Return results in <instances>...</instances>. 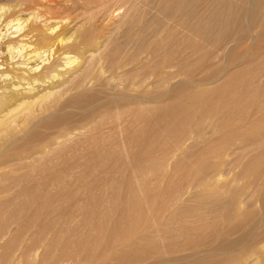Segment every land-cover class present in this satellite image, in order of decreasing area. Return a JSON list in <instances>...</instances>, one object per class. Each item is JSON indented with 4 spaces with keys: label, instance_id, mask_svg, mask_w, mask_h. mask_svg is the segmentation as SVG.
<instances>
[{
    "label": "bare ground",
    "instance_id": "bare-ground-1",
    "mask_svg": "<svg viewBox=\"0 0 264 264\" xmlns=\"http://www.w3.org/2000/svg\"><path fill=\"white\" fill-rule=\"evenodd\" d=\"M120 1L121 0H95L94 3L96 6L94 7V10H91L89 16L84 21V24L80 23V25L83 24L81 27L80 25H77L79 29L77 28L78 30L74 33L72 31V35L69 38H66L64 32L59 33V27L50 28L47 33H42L43 30L34 33V31L31 32L32 29H35L32 27L30 31L22 32L25 28V26L22 25L25 22H22L21 20H17L16 23L10 21L6 25L7 28H13L15 34L20 33V35L16 38V42L11 44L8 42V45H6L5 48L7 49V54L9 56V60H7L10 61V66L8 65L9 69L7 70L5 68L6 70L1 72V68L3 67H1L0 64V264H97V262L112 256L118 247H128L131 244V240H135V243L133 244L136 248L142 249L144 254H146L143 260L139 261L137 264H264V133L260 136L254 137L248 146L237 151V153L239 152L238 155L236 151L233 154L225 153V156L237 155L234 161H231L230 165H234V168L239 171L237 173H235L236 171L226 173L220 168L223 166L225 167V164L221 165L219 163L217 193L206 191L204 188L206 179H197V177H195L194 182L188 181V184H184L181 189L179 188L180 190L178 189L179 191L168 195L166 194L167 196L163 195V198L160 200L156 197L157 195L147 198L145 197L146 192H144V190L141 191L142 193L144 192L141 194L142 197L136 196L131 199L136 203L134 206L140 213V215L137 216L139 218H137L136 221L133 220L131 215H129L130 209L125 210L123 217L124 221L126 220L132 222L131 224H137L136 229L134 228L135 232L133 236L130 238L129 232H126L127 238H125L123 243H120L119 245H116V241L111 239L107 243L99 241V245L97 244V241L94 240L96 244L93 243L95 246L98 245L97 248H101L102 253L99 256H96V254H92V252L88 251L90 254L88 255V258L84 259V261L80 258L82 251H77L81 246H75L76 254H73V246L69 243L70 241L68 239H66L68 241H64L65 236H71L73 229L72 231L69 230L70 227L68 221H66L69 214L64 213L65 210L63 211V209L65 206L67 207L74 198L76 199L75 196H77L73 189L76 185L70 184V181L67 182V180L74 178L78 172H80V175H83L85 172L87 174L88 172L87 170H84L85 167L81 164V168L85 171L84 172L81 169V171H83V174H81L82 172L80 170L77 171L80 164L78 165L76 163L79 162V160L84 164L88 162L91 163L92 161L97 160L96 158L104 157L105 159L113 157L116 160L119 156L117 153H108V146L110 144L108 145L107 143L109 138L105 134L106 123L104 119L89 124L86 123L89 122L90 119L86 123L84 122L86 119L85 116L88 115L91 119L94 118L95 116L91 117V115L99 109V107L103 106V98H101L103 95L106 94L107 97H109V94H112V92L119 91L118 93L120 94L123 90H128L127 92L131 91V93H138L139 90L135 88L139 87L141 84L145 83L147 88L146 84H150L151 81L156 82V80H167L170 82L171 79L182 76L187 78V81L190 82L194 76V72H196L193 69L195 66L199 68L198 66L200 65L204 68L205 63L216 61L219 58V54H222V52L228 49V47H230L229 45H231V47L232 45L234 46L232 48L233 51L235 50L234 48H243V44L247 45L249 42L246 50L253 51V48H255L254 52H256L263 44L259 43L257 45L255 44L256 46L253 45L255 39L257 40V37L253 32H264V0H144L143 3L141 2L142 0H130V2L127 1L124 2V4ZM128 3L132 4V7L136 8V11L139 9L143 10L142 8H144V10L141 14H138V17L134 19L130 17V19L133 20L131 21L129 19L130 23H127L128 26L126 25L127 27L125 29L121 28L123 31L116 30L118 31V34L113 33L114 30L111 32L110 38L106 40H113L115 36L111 37V35L114 34L116 35V38L120 35V37L118 36L119 38L115 40L116 42L119 39H122V42L119 41V44L117 45L113 40L115 43V47L113 46L112 49L113 51L108 48L111 47L110 45L107 46L111 53L107 54V49L105 48L101 50H106V53L103 51L99 52V49L101 48L100 45L104 43L107 45L109 44V41L103 42L100 40L99 35L101 29L98 26V19L106 17L110 19L108 16H110L109 14H112L111 11L115 9L114 6L119 10L118 14H121L123 8ZM128 8H126V10ZM126 12H130V10L128 9ZM123 14L124 16L125 14L128 15L127 13ZM135 14L136 13L132 15ZM124 19L127 21L128 18L125 17L122 21ZM124 22H122V24ZM122 24L120 23L121 27H125V24H123V26ZM45 27L47 26L45 25ZM102 27L105 28L103 25ZM113 27L114 26H112V28ZM117 28L118 26H116V29ZM109 30L110 28L108 31H105L110 33ZM262 36L263 35L259 36V38ZM103 37L105 36L103 35ZM261 39L259 40L262 41ZM32 40H34L33 42L35 43H32ZM112 43L110 42V44ZM93 46L95 49L97 48L96 50L93 48V50L96 51V54L91 53L90 48ZM47 52L49 55H46ZM239 53L241 54V52ZM246 53L247 51L244 55L241 54L240 59L242 58L244 60L245 57H249L250 53ZM1 54L2 53H0V55ZM194 56L195 59H193ZM229 56L230 55L227 54L226 59H228ZM257 56H252L251 54L248 63L252 64L259 61ZM233 59L235 60V58ZM237 61L239 63V60ZM2 62L4 64L6 63L4 61ZM31 64H33V66H31ZM239 64L238 66H240ZM235 66L238 67L237 65ZM175 67H179V69L181 68L183 70L176 74H168V69H175ZM244 73L246 74V72ZM248 74L249 73H247V75ZM252 74V78L248 83L250 86L253 87V84L260 80V83L263 82L264 71L254 72ZM149 87H151V85L148 86V89ZM187 90L189 92V89ZM197 90L195 88V91ZM254 90H256V88H253L252 92ZM247 91L248 89H246V94H248ZM198 92H192V96L190 93V95H188V100L195 101L193 104H196L195 99H197V101L201 100L202 103L203 97H206V95L211 93L208 90H203L200 93ZM235 92L237 93V91ZM248 92L250 94V91ZM125 93H122L121 95ZM170 94L168 93V95ZM253 94L256 95V91ZM125 95H129V93ZM138 95L141 96L145 94L140 93ZM255 95H253V98ZM135 96L136 95H134V97ZM145 96L139 98L142 99V97L145 98ZM161 96L163 95L161 94ZM248 96L246 95V97ZM251 97L249 96L248 98ZM121 98L124 99L125 97ZM130 98L131 96L129 99ZM105 101L106 104L110 103L107 102V100ZM114 103H116V101ZM131 105L132 104H130V106ZM133 106H135V103ZM187 106H190V111L194 107L189 104ZM180 107L183 108L184 105H180ZM103 112L105 111L103 110ZM108 112H110V110H108ZM253 112L257 114L260 111ZM253 112L250 111L247 113V121L250 120ZM79 113H81V115ZM94 114H97V111ZM101 117H104V115ZM101 117L100 115L99 117L97 115V118ZM118 117L114 119L118 120ZM129 124H127V126ZM242 124L243 123L239 121L235 126L240 128V132L243 130L241 127ZM251 126L254 127L255 125L252 124ZM123 128H125V126ZM30 131L32 132L29 133ZM124 131L125 130L122 132ZM242 137L243 136L238 133L235 144L242 143ZM154 138H156V136H154ZM150 141L154 143L153 140ZM91 144L95 146L98 144L97 149L94 152H90V149L93 147ZM153 145L150 146L153 147ZM4 147L5 150L3 149ZM150 148L148 146V150H144L141 153L140 158L149 164L158 163V160L162 158L154 159L152 153L155 151L150 150ZM123 151L126 150L124 149ZM250 151H257V154L255 157H252V159H246L245 155L251 153ZM34 153H40L37 156H40L41 159L46 162L42 164L41 161H39L40 157L37 158V156H34ZM127 154L131 155L130 151L129 153L126 152L125 156L126 158L130 157ZM29 160H31V163L28 162ZM58 160L62 161L61 165H59L60 162L59 164H56L55 161ZM132 162H136V160H132ZM132 162L130 161V163ZM144 162H140L139 164H144ZM132 164L134 165L135 163ZM11 166H13V168L16 167V171H19V174H13L16 171L14 168L13 170L15 172H12V169H10ZM102 166L103 165L100 167ZM91 167L87 169H91ZM123 167L121 166L120 169L122 170ZM7 169L12 173H7ZM150 169V173H152L153 167ZM156 169L157 166L154 167L153 170L155 171ZM104 170V173L100 172V174H105L106 170L109 169L106 168ZM121 170L118 171L122 173ZM157 170V173L159 174L160 170ZM118 171L117 174H119ZM111 173L112 172L108 173V176L109 174L111 175ZM153 173L156 174L155 172ZM89 174L92 175L91 172ZM100 174L98 172V175ZM117 174L111 176L116 177ZM154 174H152V177ZM93 175L95 178L99 177L98 175L95 176L94 173ZM49 176L57 177L60 182H57L56 185H47L48 183L46 182L52 181L49 179ZM128 176L129 175H127V177ZM162 176L159 177V179L162 178L160 181H163L164 179V176ZM46 177H48L49 181L46 179L45 182L43 179ZM209 177L208 179L211 180L214 178L213 176ZM99 179L101 178L99 177ZM104 179L105 181L109 180L106 178ZM104 179L102 178L101 180ZM25 180H29V182L27 183ZM80 180L82 179L80 178ZM140 180H138V182ZM94 181L96 182L95 179ZM126 181L124 183H126ZM142 181L144 182L145 180L142 179ZM41 182L43 184H41ZM95 182L91 181V184ZM143 182L139 184L138 190L140 188L143 189V186L146 187V181ZM106 183H108V181ZM112 183L113 181L110 184L108 183L109 186L112 185ZM116 184L114 185L113 183L114 186H116ZM85 185L87 187V184ZM89 185L90 184L88 183V187ZM121 185L123 186L122 182L120 183V186ZM109 186H107V190L110 188ZM128 186H130V184H128ZM90 187H94V184L93 186L90 185ZM97 187H99V183ZM101 187V189L104 188L103 186ZM65 188H67L69 193L61 194V191L64 192L65 190L63 189ZM77 188L79 189L80 187ZM120 188L119 192L121 193L124 188L122 190ZM78 189L77 191H79ZM52 190H55L54 193L51 192ZM95 190L98 189L96 188ZM104 190L107 191L106 188ZM116 190L117 189H114L115 192H118V190ZM85 191L89 192L91 190ZM112 191V195H115ZM119 192L117 193L118 195ZM131 192L134 191L131 190ZM84 193H82V195ZM97 193H95V195ZM111 193L109 198L111 197ZM105 194L107 193L105 192L103 194V198L101 197L102 200L99 199V201L97 200L98 202L96 201V211H99L101 207L103 208L102 205L104 203H109V200H106L107 198H105ZM188 195L192 200L195 202L197 201L196 205L190 206L186 203L185 198ZM119 197L121 198V194L118 198ZM92 199L95 200L94 198H91V201ZM112 199L113 198H111L110 201ZM126 199L128 200V198ZM77 202V205L84 204L82 201V203L78 200ZM114 202H117L116 199H114ZM77 205H75V207ZM106 212L109 217L110 213H108V210ZM101 216V218H104L103 215ZM76 217L78 218L79 216L76 215ZM95 218L93 219L95 220ZM101 218L99 220H101ZM68 219H73V217H69ZM73 221L74 220H72V222ZM102 223L103 219L101 221V224ZM65 224H67L68 227ZM78 225L82 224L79 222ZM79 227V229H81V226ZM102 229L99 230L102 231ZM105 231H107V228ZM103 233L105 234L104 230ZM94 234H90L88 238L90 240L94 239ZM76 237L77 236H75V238ZM101 239L103 241L105 237H102ZM84 244L86 245V243ZM100 244L102 245L100 246Z\"/></svg>",
    "mask_w": 264,
    "mask_h": 264
},
{
    "label": "rangeland",
    "instance_id": "rangeland-1",
    "mask_svg": "<svg viewBox=\"0 0 264 264\" xmlns=\"http://www.w3.org/2000/svg\"><path fill=\"white\" fill-rule=\"evenodd\" d=\"M121 1H122V4H124V2H127V1L130 2V0H121ZM94 2H95V0H0V53L3 54V55L1 54L2 56L0 55V64H1V67L4 68V69L1 68V72L2 71L4 72V70H6V69L8 70L9 69L8 65L10 66V61H8L9 56L7 54V49H5L6 45H8V42H10L9 44L16 42L17 41L16 38L20 35V33H16V34H18V35H16L13 31L14 30L13 28L12 29H11V27L7 28L6 25L8 22L11 21V22L16 23L17 20H21L22 22H25L22 25V26H25V28L22 30V32H24V31L27 32L28 30L30 31L32 28H35V29H32L31 32L34 31V33H38V32H41L43 30L42 33H47L50 28L59 27V30H60L59 33L64 32L65 33L64 35H66V38H69L72 35V31H73V33L75 31H77L79 29L78 26L80 25V23L84 24V21L89 16L91 10H94V7L96 6ZM141 2L143 3L144 0H142ZM122 4H119V5H122ZM128 4L125 5V7L122 10L123 12L121 14L120 13L118 14L119 10H117L116 6H114V8L116 10L114 9L111 11L112 14H109L110 16H108L110 19H108L107 17L98 19V21H97L98 26L101 29L100 35H99V38L101 41L108 42L109 40H106V39L110 38V34H111V32H113V30H114L113 33H117V34H118V31H116V30L123 31L122 29H125L128 26L127 23H130L129 22L131 20L130 17H132L134 19V18L138 17V14L139 13L141 14L142 11L144 10V8H142L143 10L139 9L141 12L139 10H138L139 11L138 12L135 10L136 8L132 7V4H130V3H128ZM140 5H142V4H140ZM126 6H128V7L131 6L132 8L131 7L128 8ZM126 8H128L130 10V12H126L128 10V9L126 10ZM133 9L135 10V12ZM86 13H88V14H86ZM123 13H127L128 15H130V14L132 15L134 13H136V14L132 15V16L131 15L128 16L125 14V16H124ZM1 16H3V17H1ZM121 17H122V19L125 17L128 18L127 19L128 22L126 21V19H124L122 21ZM100 19H103V20H100ZM121 21L122 22L126 21L123 23V24H125V27L123 26ZM113 23L117 24V25H114ZM120 23L122 24L123 27H121ZM83 24H81V25H83ZM110 24L114 27L112 28V26ZM45 25L47 27H45ZM81 25H80V27H81ZM102 25L105 26L106 29L103 28ZM119 25H120V28H119ZM116 26H118L119 29L118 28L116 29ZM109 28H110V30L112 28L111 31L109 30L110 33L106 32V31H108ZM36 29H38V30H36ZM101 32H103V33H101ZM258 32L259 31L253 32V34L257 37V40L255 39L253 45L256 46L259 43H263V44H262L261 48L258 49L256 52H254L255 48H253V51L250 50L252 53L250 51L246 50L249 42L247 45L243 44V48H240V47H239V49L234 48L235 50H233V51H232V48L234 46L232 45V47H231V45H229L230 47H228V49H226L224 52H222V54H224V55L218 53L219 58L221 56H223L220 59L218 58L214 62L209 61V62L205 63L204 68L201 67L200 65L198 66L199 68H197V66H195V68H193V69L196 72H194V76L192 77V80L190 82L187 81V78L182 76V77L173 78V79H171L170 82H168L167 80H161V81L156 80V82L151 81L150 84L149 83L146 84L147 88L145 86V83L141 84V85H139V87L135 88V89L139 90L138 93L135 92L136 94L134 92L131 93V91L127 92L128 90L127 91L123 90V91H121L120 94L118 93L119 91L118 92H112V94H109V97H107L106 94H105L106 96L103 95L102 97L100 95V97L103 98L102 99L103 101L107 100V102H110V103L106 104V101L103 102L101 100L103 106L99 107V109L96 110L97 114H94V113H96V111H95L91 115V117H93V116H95V117L91 119L87 115V116H85L86 119L84 122L86 123L90 119L89 122L86 123V124H89V123L98 122L99 120L104 119L105 123H106L105 134L109 138L107 143H108V145L110 144L109 146L112 145L111 147L108 146V153H111V152L115 153V154L117 153V154H119V156L116 160L113 157H111L109 159H107V158L105 159V157L104 158H96L98 161L103 162V163H100L97 160H94L91 163L88 162L89 165H88V163H85L86 164L85 165L83 162H81V160H79V162H77V163L75 162L78 165L83 164L85 167V168L83 167L84 170L85 171L87 170L88 172L86 174V172L81 168L82 165L81 166L79 165V168L77 171H79V170L81 171V169H82L85 172L84 173L85 175H84L83 171H81L82 172L81 174H83L84 177H83V175H80V172H78L76 174L77 177L75 176L74 178L67 180V182L70 181V184L76 185L75 188H73V189H74L75 195H77V196H75L76 199L74 198L75 200L73 199V201L67 207L65 206L63 209V211L65 210L64 213H68L69 217H71V218L73 217V219L69 220L68 219L69 217L67 216L68 218L66 220V221H68V225L71 228V229L69 228V230L72 231V229H73V233L71 234V236H67V237L65 236V238H64V241L69 240L70 241L69 243L71 244V246H73V248H72L73 254H76L75 246L80 245L81 247H80V249H77V251L78 250L80 252L82 251L80 258H81V260L84 261L85 258H88V255L90 254L89 252H92V254H96V256H99L102 253L101 248L100 247L97 248V246L99 245V241L102 243H107L111 239L113 241H116V243H117L116 245H119L120 243H123L125 238H127L128 232H129V236L131 238L135 232L137 224H131L132 222H128L126 220L124 221L123 220L124 212L126 209H130L129 215H131L133 220L136 221V219L139 218L137 216L140 215V213L137 211V208L134 206V204H136V203H134L131 199H133L136 196L142 197L141 194H143L144 192H146L145 197L148 198V197H151L153 195H157L156 197H158L160 200L163 198V195L167 196L168 194L179 191L184 184L185 185L188 184V181L194 182L195 177H197V179H199V178H201V179L205 178L206 179V184L204 187L206 191L217 193L218 192V178H217L218 177V164L219 163L221 165L225 164V167L223 166L220 168H222L223 171L226 173H228L230 171H232V172L236 171L235 173H237L239 171L238 169L234 168L235 167L234 165L233 166L230 165L231 161L232 160L234 161L235 157L238 155L239 152L237 153V151L244 149L245 146H248L249 143H251V141L253 140L254 137L260 136L264 133V127H263V125H264V79H263V82H261V83H260L261 80L259 82H255L256 84L254 83L255 85L253 84V87L248 84L249 80H251V78H252V76H251V75H253L252 73L264 71V60H263L264 59V57H263L264 56V38H263L264 32H261V33H258ZM67 35H69V36H67ZM103 35L107 38L103 37ZM258 35L259 36L263 35V36L259 38ZM113 36H115L113 39L114 41L120 37V35H118L119 37L117 36V38H116L115 34L111 35V37H113ZM11 38H13V39H11ZM103 38H105V39L102 40ZM258 38L259 39L263 38V39H261L262 41H260ZM34 40H32V43H35V42H33ZM113 40H110L109 44L106 43L107 45H105V43L101 44L102 46L100 45L101 48L99 49V52L103 51L101 49L105 48V49H107V54L111 53V51H113L112 49H113V46L115 44ZM121 40L122 39H119L117 42L115 41L116 45L119 44V41L122 42ZM112 41H113V43H112ZM110 42L113 45L110 44ZM109 45L111 47H108V48H110L111 51L107 48V46H109ZM104 46H106V47H104ZM241 47H242V45H241ZM93 48L95 49L94 46L90 48L91 53L96 54L95 50L97 48L95 50H93ZM229 48H230V51H229ZM244 48H245V50H244ZM3 49H5V50H3ZM5 51H6V53H5ZM246 51H247L246 54L250 53L249 57L251 54H252V56L258 55L257 57L259 58L258 59L259 61H256V62L251 64V63H248V61L250 59L249 57H245V59H244L245 61L242 58L240 59V55L241 54L244 55V53ZM99 52H97V53H99ZM103 52L106 53V50ZM239 52H241V54ZM227 54L230 55L228 59H226ZM46 55H49V53L47 52ZM233 58H235V60ZM193 59H195V56L193 57ZM237 60H239L240 64L238 63ZM2 61L6 62V63L4 64ZM238 64L241 67L238 66ZM235 65H237L238 67H236ZM245 65H246V67H245ZM31 66H33V64H31ZM178 69H179V67L178 68L175 67V69L174 68L168 69V72H169L168 74H171V75H172V73L176 74L177 72L179 73L180 71L183 70L181 68L179 70ZM248 69L251 71V74H250V71ZM244 72H246V74ZM247 73H249L248 74L249 76L247 75ZM243 76H245V77H243ZM240 80L243 82V84ZM111 82H114V81H111ZM115 82H117V81H115ZM152 82H154L155 84ZM192 83H195V84H192ZM187 84H189V85H187ZM149 85H151V87H149V89H148ZM194 85H196V86H194ZM231 86L233 87V89ZM249 86H250V88H249ZM195 88H196V90L197 89H200V90L195 91ZM251 88L252 89L256 88V90H254L252 92ZM187 89H189V92ZM238 89L239 90L242 89V90L240 92H238L239 91ZM246 89H248V91H250V94L248 91H247L248 94L245 93ZM186 90H187V92H186ZM203 90H205V91L208 90L211 92V93H209L210 95L208 94V95H206V97H203V100H202L203 104L201 103V100L197 101V99H195L196 100V104L194 103L195 105L193 104V102H195L194 100L193 101L192 100L190 101V99L188 100V95L191 94V96H192L193 93H196L198 91H199L198 93H200ZM181 91H182V93H181ZM235 91H237V93ZM255 91H256V95L253 94ZM139 92L141 94H145L146 96L141 95V96H145V98L142 97V99H140L141 96L138 95V94H140ZM108 93H110V92H108ZM122 93H125V94L129 93V95H125V94L121 95ZM168 93L169 94L171 93V94L168 95ZM235 93L237 96L235 95ZM244 93H245V95H244ZM132 94H134L136 96L134 97V95H132ZM153 94H154L155 98L153 97ZM161 94L163 96H161ZM252 94L255 95L254 98H253ZM246 95L247 96L249 95L250 97L251 96L252 97L248 98L249 96L246 97ZM130 96H131V98L129 99ZM115 97H116V99H115ZM118 97H120V98H118ZM121 97H123V98L125 97L124 98L125 100L122 99ZM134 99H136V100H134ZM137 100H139V101H137ZM115 101H116V103H114ZM123 101H125V102H123ZM120 102H123L124 104L120 103ZM146 102L149 104H147ZM187 102L192 107L194 106L191 111L189 109L190 106L189 107L187 106L188 105ZM134 103H135V106H133ZM114 104H116V105H114ZM130 104H132V105L130 106ZM113 105H114V107H113ZM180 105H184V107L181 108ZM106 106H107L108 110H110V112H108ZM116 106H117V108H116ZM185 106H186V109H185ZM177 107H178V109H177ZM201 107H202V109H201ZM115 108H116V110H115ZM103 110L106 113L103 112ZM250 111H252V112L253 111H260V112L257 113L258 115L253 112L250 120L247 121L246 120V118L248 119L247 113ZM79 114L81 115V113H79ZM97 115H98V117H99V115H100V117L104 115V117L97 118ZM225 115H226V117H225ZM117 117H118V120L114 119ZM136 118L138 119V121ZM134 119H135V121H134ZM217 121H218V126H217ZM239 121L243 123L241 125V127L243 128L244 131L242 130L240 132L239 131L240 128L235 127L236 123ZM211 122H213V123H211ZM141 123H142V126H141ZM251 123L254 124L255 126L254 127L251 126L252 125ZM127 124H129V125L127 126ZM124 126H125V128H123ZM137 126L139 129L137 128ZM123 130H125V131L122 132ZM127 130H129V131H127ZM67 131H65V132H67ZM133 131H135V132H133ZM31 132L32 131H30L29 133H31ZM68 132H70V131H68ZM238 133H240V135L243 136L242 137L243 141L240 144H235L237 141L236 138H237ZM110 134H112V135H110ZM123 134H125V135H123ZM153 135L156 136V138H154ZM181 139H182V141H181ZM150 140H153L154 143H152V141H150ZM149 141L151 142V144ZM126 142H128V143H126ZM98 144L96 146L91 144V146H93V147L90 149V152H94L97 149ZM126 144H127V146H126ZM149 144L150 145L154 144V145L152 147ZM148 146H149V148L151 147L150 150L155 151L152 153V156L154 157V159L162 158V159H160L161 161L158 160L159 161L158 163L149 164L146 161H145L146 162L145 163L140 158L141 153L144 150H148ZM193 146H195V147H193ZM5 147L3 148L4 150H5ZM111 149L112 150L114 149V150L112 151ZM124 149L126 151H123ZM133 149H134V151H133ZM129 151H130L131 155L127 154L130 156V157H127L128 158L127 159L125 156H126V152L129 153ZM235 151H236L237 155L234 154L235 156L234 155H232V156L226 155L225 156V153L233 154V153H235ZM38 154H40V153H37V154L34 153V156H37ZM256 154H257V151L256 152L253 151L251 153H247V155H245V156H246V159H252V157H255ZM38 157H40V156H37V158ZM34 158L37 159L36 157H34ZM125 158H126V161H125ZM139 158H140V162H142V163L144 162V164H142V163L139 164L140 163ZM40 159H41V157H40ZM40 159H39V161H41L42 164H44V162H46L43 159H41V160ZM112 159H114L115 161ZM132 160L133 161L136 160V162H132ZM105 161H106V163H105ZM116 161H117V163H116ZM130 161L132 163H135L136 165L135 164L133 165L132 163H130ZM28 162L31 163V160H29ZM55 162H56V164L57 163L59 164V162H60L59 165L62 164V161H59V160L55 161ZM91 164H92V167H94V166L95 167L92 168ZM106 164H108V165H106ZM111 164H113V165H111ZM126 164H128V165H126ZM137 164H138V166H137ZM87 165L90 166L91 169H87V168H90ZM97 165L98 166L103 165L102 166L103 168L100 166L98 167ZM125 165L128 167H126ZM142 165H143V167H142ZM86 166H87V168H86ZM109 166H111V167H109ZM121 166L122 167L125 166V167H123V169L121 170L120 169ZM156 166H157V169L160 170L159 174L157 173L158 172L157 169L155 171L153 170L154 167H156ZM152 167H153L152 171L155 172L156 174H154L153 172L150 173L151 172L150 168H152ZM14 168H13V166H11L10 169H12L11 170L12 172L16 171V167H14ZM96 168L98 169V171ZM106 168L109 169V170H106V172H108V173L112 172L111 175H116L118 170H121L122 173H120V171H118L119 174H117V176H116L117 178L114 176H111L110 174L108 176V173H106V172H105V174H102V173H104L103 171H105L104 169H106ZM146 168H149L150 170L146 169ZM115 169H117V170H115ZM90 170H92V171H90ZM123 170H124V172H123ZM6 171H8L7 173L11 172L8 169ZM89 171L92 173V175L94 173L95 176L98 175V172H99V174H100V172H102L98 176L101 179L106 178L109 180L105 181V179L101 180V179H99V177L95 178L94 175L92 176L89 174L90 173ZM96 171H97V173H96ZM113 171H114V174H113ZM18 172L19 171H16L13 174L17 175ZM52 172H54V171H52ZM123 173H124V175H123ZM141 173H142V175H141ZM136 174H137V177H136ZM152 174H154L153 177H152ZM165 174H167V175H165ZM127 175H129V176L127 177ZM139 175H140V177H139ZM162 175L163 176L165 175L166 178H165V176L163 177ZM90 176H92V177H90ZM122 176L124 179L122 178ZM160 176H162L164 178L163 181H160V180H162V178L159 179ZM168 176H169V179H168ZM209 176H213L214 177L213 180L208 179ZM49 177H50L49 179L52 180L50 182H46V179H47V181H49L48 177L43 179L46 183H48L47 185H50V184L56 185L57 182H60V180L57 177L56 178L53 176H49ZM141 177L143 180L146 181V182L145 181L144 182H145V186L147 187V189L149 188L148 190L144 186H143V189L140 188L141 190L140 189L138 190L139 184H141L143 182ZM156 177H158V178H156ZM75 178H76V180H75ZM80 178L82 180H80ZM114 178H116V179H114ZM125 178H127V179H125ZM131 178H133V179H131ZM56 179L59 181H57ZM94 179L96 180V182L94 181ZM122 179L125 181L127 180L126 183H124L125 181H123ZM170 179L172 182L170 181ZM83 180L86 182H84ZM138 180H140V181L138 182ZM26 181H27V183L29 182V180H25V182ZM91 181L95 182V183H93L94 187H90V185L93 186V184H91ZM107 181L109 184L112 181H113L114 185L116 184V182H117V184H116V186H114L112 183V185L109 186V184L106 183ZM42 182H41V184H43V183L46 184L45 182H43V183ZM103 182L106 184H104ZM118 182H120V183L122 182L123 186L122 185L120 186V183H118ZM170 182H171V184H170ZM84 183L87 184V187ZM88 183L90 184L89 187H88ZM98 183H99V187H97ZM128 184H130L131 188H130V186H128ZM117 185H118V187H117ZM126 185H127V187H126ZM95 186L98 190H95L96 189ZM101 186H103L104 188L101 189L102 188ZM107 186L110 187L108 190H107V188H108ZM77 187H80L81 190H80V188L78 189ZM120 187H122V188H120ZM67 188L63 189L65 191L64 192L61 191V194L62 193L66 194L68 192ZM76 188L79 191H77ZM82 188H83V190H82ZM105 188L107 191L104 190ZM119 188L121 190L124 188L121 191V193L119 192L120 191ZM134 188L136 189V191L137 190L138 191L136 192ZM161 188H162V190H161ZM167 188H168V190H167ZM84 189L88 190V191L91 190V191L87 192ZM114 189L118 190L119 195L121 194V198L120 197L118 198V196H119L117 194L118 192H115ZM55 190H52L51 192L54 193ZM131 190L134 191L135 194H134V192H131ZM143 190H144V192L142 193L141 191H143ZM111 191L117 197L115 195H112ZM150 191H152V192H150ZM105 192L107 193V194H105L106 195L105 198H107L106 200H109L110 205H109V203H104L102 205L103 208L101 207V209L99 211H96L95 203L97 200L99 201V199L102 200V198L104 196L103 194ZM139 192H141V193H139ZM82 193H84L83 194L84 196L82 195ZM95 193H97V194L95 195ZM100 193H101V195H100ZM110 193H111V197L109 198ZM59 194H60V192H59ZM92 194L95 196H93ZM159 194H160V196H159ZM52 195H54V194H52ZM127 196H129V197H127ZM91 198H94L95 200L92 199V201H91ZM111 198H113V199L110 201ZM126 198H128V200L129 199L130 200L128 201ZM114 199H116V201L119 203L114 202ZM77 200L80 202L82 201L85 205L84 204L77 205L78 204ZM185 200H186V203H188V205H190V206L191 205L194 206L197 203V201L195 202L194 200H192L189 195L185 198ZM76 202H77V204H76ZM89 202H90V204H89ZM126 202L130 206H128ZM125 203L127 206L125 205ZM75 205L80 206V207H77V206L75 207ZM73 206H74V208H73ZM81 206H82V208L83 207H86V208H83V210H82ZM105 207H106V209H105ZM128 207H130V208H128ZM110 208H111V210H110ZM66 209H68V210H66ZM77 209H78V211H77ZM104 209L106 211L108 210V213H110L109 217H108L107 212ZM112 210H114V211H112ZM93 211H94V213H93ZM73 213L78 215L79 217L77 218L76 215H74ZM111 213L113 216L111 215ZM101 215H103L104 218H101L102 217ZM98 216H100V217H98ZM110 216H111V218H110ZM93 218H95V220ZM100 218H101V220H99ZM102 219H103V223L101 224ZM109 219H111V220H109ZM72 220H74V221L76 220V221L72 222ZM81 221H82V223H81ZM79 222L82 225H78ZM85 223H86V226H85ZM88 224L90 226L91 225L92 226L90 227ZM65 225L67 226V224H65ZM131 225H133V226H131ZM79 226H81V229H79L80 228ZM106 228H107V231H105ZM99 229L100 230L102 229V231H100ZM103 230H104L105 234L103 233ZM125 230H127V231H125ZM83 231H84V233H83ZM98 233H102V234H98ZM90 234H94L95 238L90 240L88 238L90 236ZM103 234H104V236H103ZM75 236H77V237L75 238ZM102 237L103 238L105 237V239L103 241L101 239ZM66 239H68V240H66ZM94 240L97 241V244H98L97 246H95L96 242ZM84 243H86V245ZM130 243L131 244L128 247H123V248L118 247L112 256H110L107 259H103L102 261L97 262V264H137L139 261L143 260V258L145 257L146 254H144V251L142 249L136 248V246L133 244V243H135V240H131ZM101 245L102 244H100V246Z\"/></svg>",
    "mask_w": 264,
    "mask_h": 264
}]
</instances>
